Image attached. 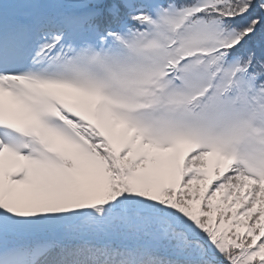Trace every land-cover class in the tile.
<instances>
[{"label": "snow or ice", "instance_id": "snow-or-ice-1", "mask_svg": "<svg viewBox=\"0 0 264 264\" xmlns=\"http://www.w3.org/2000/svg\"><path fill=\"white\" fill-rule=\"evenodd\" d=\"M0 264H264V0H0Z\"/></svg>", "mask_w": 264, "mask_h": 264}]
</instances>
